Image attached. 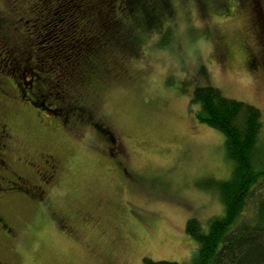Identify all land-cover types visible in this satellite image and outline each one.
Listing matches in <instances>:
<instances>
[{
    "label": "rangeland",
    "instance_id": "1",
    "mask_svg": "<svg viewBox=\"0 0 264 264\" xmlns=\"http://www.w3.org/2000/svg\"><path fill=\"white\" fill-rule=\"evenodd\" d=\"M28 5L0 0V11L18 21ZM170 10L158 8L164 21L159 29L171 28L169 45L160 47L158 31H152L120 68L112 65L115 74L79 90L84 114L68 130L57 116L7 102L9 157L42 160L43 151H51L65 161L46 205L17 196L0 208L2 222L20 237L11 246L0 234L2 264L197 260L200 248L186 225L195 218L208 231V222L223 216L214 181L229 180L233 168L225 138L201 123L191 98L197 87L215 86L228 99L257 107L264 126V73L255 72L250 60L260 52L264 27L255 0H172ZM10 35L19 43L16 30ZM10 74L2 77L25 75L28 82L35 71L25 65ZM45 74L37 79L39 89L51 82ZM94 125L107 129L115 143ZM261 134L262 142L264 128ZM17 170L29 176L27 169ZM262 195L258 191L256 197ZM255 209L254 199L243 220L252 221Z\"/></svg>",
    "mask_w": 264,
    "mask_h": 264
},
{
    "label": "trees",
    "instance_id": "2",
    "mask_svg": "<svg viewBox=\"0 0 264 264\" xmlns=\"http://www.w3.org/2000/svg\"><path fill=\"white\" fill-rule=\"evenodd\" d=\"M25 2L30 5L25 7L24 17L17 21L6 16L4 29L11 33L21 21L20 43L26 48L28 67L34 71L39 68L42 77L46 73L51 79L46 104L43 100L34 104L51 115V104L58 103L53 111L71 110L76 118L83 117L80 113L84 114V106L76 100L77 92L89 82L115 74L118 70L112 65L120 68L152 31H158L160 47L169 45L171 28L165 25L159 29L164 21L158 8L168 14L172 0ZM32 58L37 63L30 62ZM190 103L199 107L197 118L201 123L225 138L226 156L233 168L229 180L214 181L224 206L223 216L211 219L208 231L195 218L186 225L187 235L200 248L194 264H264V195L256 197L258 191L264 193V157L260 158L264 152L260 148L264 147L263 115L254 105L228 99L212 85L197 87ZM254 199V219L243 220ZM142 262L180 264L147 258Z\"/></svg>",
    "mask_w": 264,
    "mask_h": 264
},
{
    "label": "flooded vegetation",
    "instance_id": "3",
    "mask_svg": "<svg viewBox=\"0 0 264 264\" xmlns=\"http://www.w3.org/2000/svg\"><path fill=\"white\" fill-rule=\"evenodd\" d=\"M255 3L257 6H259V14L257 16H261L260 18L263 21L264 27V0H255ZM6 19V11H0V82L2 81L0 87V208L6 206L7 199L17 196H22L32 202L46 205L44 202L48 196L49 189L54 183H56L59 176L61 175V172L64 171H62L61 166L62 162L65 161V158L61 157L59 154L57 155L56 152L51 151L47 153H45L46 151H43L41 154V158H43L42 160L35 158L27 159L24 162L22 159L9 157V153L11 152L10 143L12 140V130L10 131L9 122L12 115L9 111V105H7V102L17 100L21 103H25L33 109H36L37 107H34V103L40 102V99L46 104L49 91L48 85L45 88L43 87L45 81L43 84H41L40 89L37 87L39 84L37 79L41 81L40 77H42V75L39 73L40 69L36 68L38 66H34L36 68L35 76L30 78L28 82L26 81L25 75H22L20 78V76L12 74L14 78H12L10 81L2 77V75H9L11 77V70L15 68H22L25 65L28 66L29 62V60L26 58V54H24L26 48L23 47V43H20V37L22 36L20 28L22 27L21 21L19 22L20 24L15 27L19 43H14L15 39H12L10 33L4 29V24L7 23ZM263 37L260 36L259 39L257 38L258 42H260V44H258V47H260V52L253 58H250L254 64L256 63L254 69L258 74L264 73V61L262 60L264 57ZM261 40H263L262 46ZM16 80H18V82H16ZM11 83L14 85L13 87L17 93H19V97H15L13 94H11V88L9 86ZM27 85H29V88H27ZM36 90L37 92L35 93ZM53 105L51 104V107ZM64 110L65 109L55 112L53 109H51L50 111L54 114V117L57 116L59 118L63 129L68 130V128L73 125L72 123L76 117L73 115V113H71V110ZM44 112L48 114L46 110ZM94 126L100 132H103L106 135L110 144L115 143V138L107 131V129L103 128L101 125ZM116 149L118 150V147H116ZM114 156L115 159L113 160L117 161L119 158L117 151L116 155ZM17 166L27 169L29 176H27V178L22 176L17 170ZM1 218L2 217L0 215V234L5 235L6 240L12 242L10 244L11 246L16 245L20 239L18 232L12 229L8 224H4ZM61 222H64L65 225L67 224V222L63 220ZM9 234L12 235V238L9 236ZM0 264H2L1 261Z\"/></svg>",
    "mask_w": 264,
    "mask_h": 264
}]
</instances>
